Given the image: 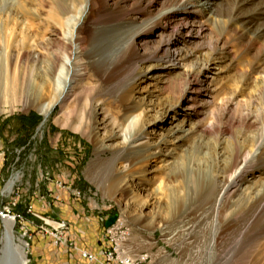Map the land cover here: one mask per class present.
Instances as JSON below:
<instances>
[{"label":"rangeland","instance_id":"obj_1","mask_svg":"<svg viewBox=\"0 0 264 264\" xmlns=\"http://www.w3.org/2000/svg\"><path fill=\"white\" fill-rule=\"evenodd\" d=\"M173 3L0 0V209L16 215L25 264L36 235L70 242V228L54 234L58 181L88 210L121 217L157 264H264V146L215 207L261 137L264 44L214 15L189 19L182 43L181 16L149 23ZM127 26L145 30L137 52L108 67L100 37H128ZM2 232L0 217V250Z\"/></svg>","mask_w":264,"mask_h":264},{"label":"bare ground","instance_id":"obj_2","mask_svg":"<svg viewBox=\"0 0 264 264\" xmlns=\"http://www.w3.org/2000/svg\"><path fill=\"white\" fill-rule=\"evenodd\" d=\"M223 1L224 0H174V3L171 6H168L162 9L155 16H153L149 23L151 22L153 23L156 21L158 22L159 20H161L167 24H171L177 16H181L180 17L181 24L179 23L178 30H176L177 28L175 30H176V34L180 37V40L183 43L186 41L188 37V35L185 33L188 32L187 30H188L189 24L187 22L189 19H194L197 17L199 18L211 17L212 18V16L214 15V17L216 18L218 22H224V24L226 25L240 23L239 25L244 27V30L246 34H248L250 39L253 38L254 40L260 41L264 44V0H231L229 4V8L227 12L225 13L222 12V9H221V7L224 4ZM89 3H90V0H85V4L83 7L86 8L89 5ZM78 25L76 26L74 25V27L72 28V32L70 34V41H73L75 39L76 36L74 35L73 30ZM136 27L134 26L126 27L128 31H130L129 29L131 28L135 29L132 33L127 32L130 34L128 37H125L122 34V30L124 29L121 27L115 28L114 34L116 35V37L114 35V39H110V38L105 39L102 36L100 37L101 42L103 41L106 43L104 44L105 52H103L102 58L104 59V61L108 63V67L113 65L114 62H116L120 53L126 47L132 46L134 50L136 51L134 41L137 37L144 35V31H145L144 28L140 29ZM113 30L114 29H112V31ZM106 32H108V30H106L105 33ZM173 41L174 39H170L168 43L171 44L173 43ZM136 52L133 53L132 55L133 56L136 55L137 54ZM97 55L98 54L94 53L93 57H96ZM71 56H72V52H71V55L66 56L64 60L66 65L69 68H71V61H72ZM139 57L142 58V56H139ZM72 74L73 72H70L63 79L64 81L61 86V92L59 93L58 100L63 99L65 92L70 88L72 81H73V80H70L71 78H73ZM258 94H260L259 95L260 98L264 97V83H263L262 88L258 92ZM50 108H51L50 103H44L39 109L44 119L47 117L50 111ZM263 146H264V117H263V122H262L261 137L257 141L252 154L250 156L243 157L240 160L236 159V161H234L233 163L234 170L229 176L228 183L225 184L221 188L219 197L217 198V201H215L216 205L214 204L215 207H217L218 203L223 198V195L226 192H228L229 188L233 184H236L237 181L245 177L247 173V170L245 169L247 167L246 164H248V162L253 163L255 156L260 152ZM11 184H12V180H10L7 184L8 189L11 186ZM119 218L121 219V217ZM55 229L58 230V223ZM1 240H2V247L0 250L1 251L0 252V264H25L27 262L25 258L26 257V244L21 240L15 241L14 235H13V220L11 217H6V216L3 217V232L1 235ZM153 258L154 256L151 254V260H153Z\"/></svg>","mask_w":264,"mask_h":264},{"label":"crops","instance_id":"obj_3","mask_svg":"<svg viewBox=\"0 0 264 264\" xmlns=\"http://www.w3.org/2000/svg\"><path fill=\"white\" fill-rule=\"evenodd\" d=\"M62 200L57 201L59 212L57 218L65 219L70 224L69 240L77 247L96 252L101 246L102 219L108 215L92 212L79 200L71 198L65 191L55 188ZM31 262L34 264H97L90 263L80 254L65 246H55L49 237L36 235L31 245Z\"/></svg>","mask_w":264,"mask_h":264},{"label":"built area","instance_id":"obj_4","mask_svg":"<svg viewBox=\"0 0 264 264\" xmlns=\"http://www.w3.org/2000/svg\"><path fill=\"white\" fill-rule=\"evenodd\" d=\"M2 155V151H0ZM58 188L68 190L73 196L79 198L81 192L78 189H72L70 185H64L62 181L55 183ZM52 195V194H51ZM55 202L59 201L60 196L53 194ZM28 212H33L31 206H28ZM11 217L15 220V216L10 209H0V217ZM20 217L19 215H17ZM108 218L104 217L103 230L101 232V246L98 251L90 252L85 248L77 247L72 242L66 244V239L56 237L53 239L55 245H63L67 248L77 251L80 256L86 259L90 263L97 264H157L156 260H151V251L140 248V239L137 240L134 231L130 226H126L122 223V220L116 216L115 220L109 225H105V221ZM53 223H58V230H54V234L67 233L70 228V224L65 219L57 218L53 220ZM53 234V232H52ZM26 245L28 243L26 242ZM163 255L167 256L166 251H163ZM165 258V257H164Z\"/></svg>","mask_w":264,"mask_h":264},{"label":"water","instance_id":"obj_5","mask_svg":"<svg viewBox=\"0 0 264 264\" xmlns=\"http://www.w3.org/2000/svg\"><path fill=\"white\" fill-rule=\"evenodd\" d=\"M115 218H116V214L113 215V216H111V217H109V218L105 221V225H106V226H109V225L115 220Z\"/></svg>","mask_w":264,"mask_h":264}]
</instances>
